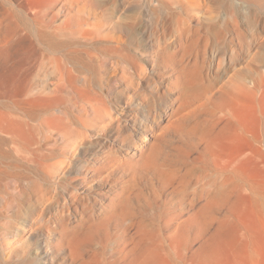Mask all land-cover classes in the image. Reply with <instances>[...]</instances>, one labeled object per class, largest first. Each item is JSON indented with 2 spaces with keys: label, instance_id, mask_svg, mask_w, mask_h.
<instances>
[{
  "label": "rangeland",
  "instance_id": "obj_1",
  "mask_svg": "<svg viewBox=\"0 0 264 264\" xmlns=\"http://www.w3.org/2000/svg\"><path fill=\"white\" fill-rule=\"evenodd\" d=\"M160 3L0 0V264H38L29 238L51 240V264H264L257 99L182 84L194 66L218 80L264 71V0ZM148 58L156 71L137 91L146 123L129 143L132 91L118 100ZM59 64L68 91L56 87ZM71 95L86 109L70 108ZM222 164L242 183L230 200L210 185Z\"/></svg>",
  "mask_w": 264,
  "mask_h": 264
},
{
  "label": "bare ground",
  "instance_id": "obj_2",
  "mask_svg": "<svg viewBox=\"0 0 264 264\" xmlns=\"http://www.w3.org/2000/svg\"><path fill=\"white\" fill-rule=\"evenodd\" d=\"M164 1L166 2V0H159V2H162L160 4H163V5H164ZM167 1L169 2L170 6H172V5H174V6H185L187 10H189L190 8L191 9H200L201 7L205 6L206 2H207V0H167ZM154 7H158L157 3L154 4ZM160 22L162 23V19L160 20ZM161 28H163V26H161ZM213 34H214V43L215 44L222 43V41L225 38L224 31L220 27H216L213 30ZM118 39H117V43H118ZM195 39L197 40L198 38H195ZM171 41H172V35L165 37V39H164L165 46H168ZM114 43L116 44L115 41H114ZM118 45L119 44H117L116 47ZM119 47H120V45L118 46V48ZM64 48H66V47H64ZM26 57H27V51H24L23 56L21 57V63H20L21 68H23V66L25 64V61L27 59ZM198 57H199V55H196L195 60H197ZM147 62L150 64L149 69H147L145 66H143L142 64L137 62L133 66L132 72L126 74L127 82H126L125 86H123V87H126V90L120 94V99L118 100V102H123V99H125L126 97L128 98L129 92L132 91V94L131 95L129 94V98L131 101V105H129V106H133L135 108L136 112L138 113V115L136 117L121 118V124L125 130L129 129V121H136L138 124V127L135 128V132H133V134L129 138V143H132V141H134L136 136L138 137V136L142 135V133H143L142 129L146 123L145 116L148 112V107L144 101H140L138 99L137 91L140 88L139 82H141V84H146L149 81L151 74L156 71L154 59L148 58ZM57 66H58L59 77H58V80L56 82V87L60 91H68L69 90L68 84H67V82L64 81L63 77L65 75H67V77L70 76L71 75V69L69 67H63L61 64H59ZM193 68H194L193 73H191L189 75H188L187 71L184 70L183 74L185 75V77L183 80L184 82L182 83V84H185L186 87L187 86L190 87V89L193 90V92L197 90L196 87L199 85V83H201L198 87L199 88L201 87L204 90L210 91L211 92L210 93V95H211L210 99H212V97L215 94H218V96H220V97H223L227 94H230L236 98L245 99L246 101H251L250 104L252 105L253 108L255 106L254 101L257 99V106H258L257 109L259 110L261 116L264 118V71L261 72L258 69L254 70L253 74L250 76L249 79L241 78L239 80H234L233 77H228L225 80H218L220 77L213 78V76L211 75L210 69L207 73V78H206V77L201 76V74L199 72L200 69L198 66H194ZM232 69H234V68H232ZM77 79L79 80L80 77L77 76ZM208 79L215 81L217 83L218 87L216 90H214L215 88L213 86H211L210 81H208ZM42 87L44 89H47L46 84H43ZM52 90H54V89H52ZM69 99H70V103H71L70 108H76L78 111H80L82 109H84V110L86 109L84 107V105L82 103H80L77 95H71L69 97ZM107 118L110 120L111 124H113L114 119H115L113 117V115L109 113L106 116V119ZM127 119H128V121H127ZM185 120H186V115L182 114L181 115V126L182 127L184 126L183 122ZM110 129H112V128H110ZM65 164H66V162H65ZM223 167L224 166L222 164V167L220 168L219 173L214 174V179L213 178L210 179V185H214V187H216L217 190H222V192L225 191V195L227 197V200H230L232 195H233V188H234L233 185L237 189H241L242 183L229 181L227 179V176L225 174H222L223 173ZM216 172H217V169L215 168V173ZM20 231H22V229ZM38 241H41V244H38L39 243ZM23 245L25 247L31 248L33 250V252L36 254L34 259H30V260L35 261V263L42 264L43 261H47L48 263L51 264L52 262H54V260H53L54 252L52 251L51 240L45 239V238L40 239V240L29 238L23 242ZM42 245L44 246L43 248L40 247Z\"/></svg>",
  "mask_w": 264,
  "mask_h": 264
}]
</instances>
